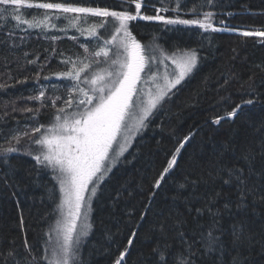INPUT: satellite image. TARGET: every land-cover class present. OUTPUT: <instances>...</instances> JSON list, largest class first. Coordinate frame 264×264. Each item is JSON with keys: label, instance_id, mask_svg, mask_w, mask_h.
Returning <instances> with one entry per match:
<instances>
[{"label": "trees", "instance_id": "16d2710c", "mask_svg": "<svg viewBox=\"0 0 264 264\" xmlns=\"http://www.w3.org/2000/svg\"><path fill=\"white\" fill-rule=\"evenodd\" d=\"M29 2L122 10L120 0ZM144 2L153 6H142L144 15H156V9L166 7L169 11L160 15L199 19L202 17L189 9L194 3L203 4L205 0ZM215 2L219 6L206 5L202 12L216 14L213 18L216 27L226 26L235 31H205L198 25H165L162 21L141 19L131 22L132 34L148 49L157 44L168 53L195 49L199 60L188 77L148 116L130 148L101 184L94 198L89 236L80 243L73 264H115L125 247L129 251L122 264H157L153 249L157 246L158 233L153 231L154 227L165 222L171 225L176 214L183 213L187 221L184 231L189 239H197L200 226L208 227L209 216L205 213L197 217L194 209L201 207L209 194L219 191L223 196L216 207L222 210L224 235L221 239L226 243L225 254L205 255L196 264H214L217 257L218 264H227L235 255L230 244L232 225L241 220L247 224L248 231L256 234V239L264 240V203L253 202V197L249 196L248 207L237 209L235 186L224 185L217 173L221 165L245 167L244 161L239 159L241 148L252 142L258 153V141L264 134L256 132L264 124V37L242 35L244 31H264V0ZM177 3L179 12L174 10ZM5 7L7 12L3 11ZM12 7L0 4V85H6L0 88V253L15 249L27 255L26 236L33 254L39 258L45 254L47 233L58 220L61 193L53 170L34 159L37 147L32 141L39 133L21 137L19 143L12 137L49 124L68 99L72 82L54 73L68 71L69 60H83L92 66L99 58L94 56L95 41L87 43L80 34L71 35L70 30L79 29L78 26L61 29L64 21L62 23L56 11L48 10L54 28L22 31L24 25L16 27L15 14L21 15L22 20H31L42 18L44 12L23 6L15 13ZM123 7L135 11L134 5ZM111 33L112 29H99L101 37ZM40 90L45 91L41 100L29 99L38 96ZM246 100H252L253 104L242 105L235 117L226 116L236 104ZM24 109H33V112ZM216 117L224 119L216 124ZM184 137L189 139L185 141ZM181 144L183 147L176 153ZM10 147L17 151L5 152ZM174 154L176 165L164 174L160 186L155 187ZM254 167L257 173L264 172V157L257 155ZM192 181L196 183H190ZM261 184L264 180L257 175L249 181V187L258 189L257 195H264ZM229 201L232 207L223 212V204ZM186 209L193 211L189 213ZM133 232L135 237H132ZM168 236L167 242L173 250L178 249L179 240L172 239L175 232L168 231ZM129 239H132L131 246ZM241 251L247 257L246 264H264V245L255 244ZM0 264H5L4 257H0Z\"/></svg>", "mask_w": 264, "mask_h": 264}, {"label": "snow or ice", "instance_id": "6c2138e0", "mask_svg": "<svg viewBox=\"0 0 264 264\" xmlns=\"http://www.w3.org/2000/svg\"><path fill=\"white\" fill-rule=\"evenodd\" d=\"M160 2L163 3L164 0H160ZM0 4L13 6L15 13H19L23 6L43 10L42 18L33 17L31 20L27 18L22 20L21 15L15 14L16 27L21 28V24L24 25L21 28L22 31L54 28L55 25L49 24L51 17L48 10H57L62 14H84L85 22L89 14L102 18L99 24L90 25L87 29L81 28L80 31L81 34L86 32L87 35L102 40L103 47L94 55L97 57L102 55L105 58L104 62L109 67L86 74L87 70L91 68L90 63L79 59L69 60L68 63H71V68L68 71L53 75L66 78L72 82L68 91V99L64 101V104L66 107L75 110L67 112L65 107H61L57 109L54 118L55 123L52 125L46 128L44 125H40L31 129V132L25 131L12 137V140L19 143L21 137L40 134L38 138L32 141L41 149L34 159L41 166L51 168L56 173L55 179L59 183L61 193L60 202L57 205L60 219L47 233V239L44 241L45 254L42 257L38 258L33 254L26 236L24 248L27 255L13 249L6 253H0V257H4L5 264H73V256L78 253L81 237L87 236L90 228L84 209H90L91 197L96 195L104 177L125 150L130 131L128 121L132 118L133 112L138 110L135 122L136 130H139L145 126V120L152 114L153 109H156L171 90L176 88L193 71L199 60L195 49H182L169 55L158 44L151 47L148 54L145 55V46L132 34L130 22L141 19L144 21H162L165 25H198L205 31L211 30L213 32L235 31L236 29H228L226 26L218 28L213 23L216 14L212 11L202 12L206 5L219 6L215 0H205L203 4L194 3L189 11L198 17H202L199 19H181L179 16L172 18L160 15V12L169 11L166 7L156 9V15H144L141 12L142 6L153 7L150 4L145 5L144 0H120L122 10L108 7H82L59 2L31 3L29 0H0ZM124 5H134L135 11H129L123 7ZM174 10L180 11L179 3ZM3 11L7 12L8 8L5 7ZM228 15L231 16L233 13H228ZM109 18H111V22H109ZM76 20L79 21L80 17H76ZM220 23L223 24L224 22L220 21ZM107 28H112L113 34L110 39H103L99 35V29ZM242 35L245 37H264V31L259 29L244 31ZM113 48L115 49L113 53L115 58L110 59L109 53L112 52ZM165 61L171 62L173 66L171 72L168 71L169 66ZM29 62L34 63V61ZM142 73H144L143 78ZM138 83H143L148 90L146 103L143 99L144 93L137 89ZM149 85L155 89L154 93L148 88ZM4 87L6 85H0V88ZM73 94L76 95L75 100ZM44 95L45 91L40 90L38 96L29 99L41 100ZM137 95L141 97L139 103L133 99ZM52 104L55 105V100L52 101ZM244 104L251 105L253 101L246 100L242 101L241 104H236L231 111L226 113V116L235 117ZM24 111L33 112V109H24ZM222 119L224 117H216L214 122L219 124ZM41 129L44 131L42 132ZM256 132L264 133V124L257 128ZM188 139L189 137H184L185 141ZM114 144L117 145L118 150L113 148ZM182 147L183 144L176 149V153H179ZM258 148L259 152L257 153L252 142L241 148L239 159L244 161L245 167L221 165L217 169L224 185L235 186L238 201L235 207L237 209L248 207L249 196L253 197V202L264 203V195H257L258 189L255 186L249 187V181L253 175L264 180V172L257 173L254 167L256 156L264 157V134L260 136ZM14 151L17 149L11 147L5 149V152ZM28 154L32 155L31 152ZM176 161L177 157L174 154L156 181L155 187L160 186L164 174H167L176 165ZM224 175L227 176V179L223 178ZM190 183L195 184L196 182ZM89 185L92 187L89 188ZM180 187L183 188L185 185ZM260 187H264V184H261ZM86 193H88L87 197ZM222 196V191L209 194L205 198V203L194 209L197 217H203L205 213L209 216L208 227L205 229L200 226L201 231L197 239H189V234L184 231L187 221L183 213H177L171 225H167L165 222L154 227L153 231L158 233L157 246L153 249V253L158 257L157 264H196L197 260L202 259L205 255L225 254L223 250L226 243L221 239L224 235L221 226L222 210L216 207V202ZM231 207V201L224 203L223 212H228ZM186 211L191 213L193 209H186ZM82 216H84V221L78 224ZM141 219L144 217L141 216ZM21 223H23L22 217ZM168 231L175 232L172 239L180 242L176 250H173V246L167 242L169 240ZM135 235L136 233L133 232L132 237ZM230 235V244L235 250V255L231 256L227 264H246L247 257L241 249H250L255 244L264 245V240L256 239V234L248 231L247 224L243 220L232 225ZM131 244L132 239H129L128 245L131 246ZM128 251V247H125L115 260V264H122ZM17 257L20 259L17 260ZM218 261L219 257L216 258L214 264H218Z\"/></svg>", "mask_w": 264, "mask_h": 264}, {"label": "rangeland", "instance_id": "374dc122", "mask_svg": "<svg viewBox=\"0 0 264 264\" xmlns=\"http://www.w3.org/2000/svg\"><path fill=\"white\" fill-rule=\"evenodd\" d=\"M12 9H13V7H12ZM54 11H56V15H59L60 17H61V21H62V23H63V21H64V24L63 25H60V27H61V29H62V27L63 28H67V27H69V28H74V26L73 25H75V26H78L79 27V29H76V30H70L72 33H71V35H73V36H78L79 34V36H81L87 43H89L90 42V40H94L95 41V52L96 51H98L101 47H103V43H102V40H98L97 38H95V37H92V36H89V35H87V33L85 32L84 34H81V31H80V29L81 28H84V29H87L90 25H93V24H99L100 22H101V19L102 18H100V17H95V16H92L91 14H89L88 15V17H87V21L85 22V20H84V14H78V13H67V14H62V13H59L57 10H54ZM80 17V22L79 21H77L76 20V17ZM95 19H99L100 21H95ZM50 20H51V18H50ZM109 22H111V19L109 20ZM49 24H51V22L49 21ZM130 25H131V22H130ZM110 29H112V28H107L106 30H110ZM77 30H79L78 32L79 33H76V31ZM113 34V29H112V33H111V35ZM111 35H105L104 37H102L103 39H110V37H111ZM143 45V44H142ZM151 48V47H150ZM148 48L145 46V55H147L148 54ZM115 52V49L113 48V50H112V52H110L109 53V58L110 59H114L115 58V56L113 55V53ZM166 53H168V52H166ZM169 55H172L173 53H168ZM95 56V55H94ZM97 57V56H96ZM99 59H97V60H95V63H93V65L91 66V68H89L88 70H87V72H86V74H91L92 72H94V71H97V70H99V69H101V68H107V67H109V65L107 64V63H105L104 61H105V58L101 55V56H99L98 57ZM97 61H99V63H97ZM165 63H167L168 64V71L169 72H171L172 71V65H171V62L170 61H165ZM161 71H163V69H161ZM141 76H142V78L144 77V73H142L141 74ZM188 77V75L184 78V79H186ZM183 79V80H184ZM182 80V81H183ZM181 81V82H182ZM148 88H150L151 89V91L154 93L155 92V89L151 86V85H149L148 86ZM137 89L139 90V91H142L143 93H144V95H143V99H144V101H145V103L147 102V95H148V90L145 88V86L143 85V83H138L137 84ZM73 99L75 100L76 99V95L75 94H73ZM133 99L135 100V101H137V103H139V100L141 99V97L139 96V95H137V96H134L133 97ZM165 99V98H164ZM162 102V101H161ZM62 107H65L66 108V111L67 112H72V111H74L75 109L74 108H69V107H66L65 106V104L63 103L62 104ZM138 111V110H137ZM137 111H134L133 112V116H132V118H130L129 119V121H128V124H129V129H130V131H129V133H128V143H127V145H126V147H125V150L123 151V153L118 157V159L119 158H121V156L130 148V146L132 145V143H133V141H134V139L137 137V135L139 134V132L141 131V128L139 129V130H136V122H135V117H136V115H137ZM153 111H154V109H153ZM152 111V112H153ZM56 116V115H55ZM55 116L52 118V120L50 121V123L49 124H47V125H44L45 126V128L46 127H48V126H50V125H52L53 123H55ZM41 131L43 132L44 131V129H41ZM40 135V134H39ZM121 143H123V141L121 140ZM36 147H37V154L41 151V149H40V146H38V145H36ZM113 148L114 149H117V145L116 144H114L113 145ZM118 150V149H117ZM119 160H117V162H118ZM117 162L114 164V166H112L111 167V170L115 167V165L117 164ZM111 170L106 174V176L104 177V180L108 177V175H109V173L111 172ZM54 175L56 176V173H54ZM58 182V181H57ZM103 183V182H102ZM101 183V184H102ZM101 184L99 185V188H100V186H101ZM58 185H59V183H58ZM92 187V185H89V188H91ZM99 188L97 189V192H96V195L98 194V191H99ZM86 195V197L88 196V193H86L85 194ZM96 195L94 196V197H91V200H90V209L89 208H85L84 209V212L86 213V215H87V223L90 225V228H89V230H88V235L87 236H84V237H81V242L85 239V238H87L88 236H89V233H90V230H91V218H92V212H93V203H94V198L96 197ZM58 219H60V213L58 214ZM83 221H84V216H82L81 217V221L80 222H78V224L79 223H83ZM55 226V225H54ZM55 235V234H54Z\"/></svg>", "mask_w": 264, "mask_h": 264}]
</instances>
